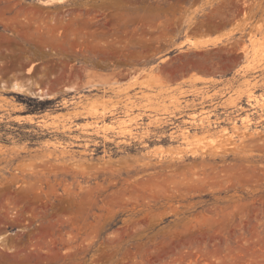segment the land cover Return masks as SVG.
I'll list each match as a JSON object with an SVG mask.
<instances>
[{"label": "rangeland", "instance_id": "obj_1", "mask_svg": "<svg viewBox=\"0 0 264 264\" xmlns=\"http://www.w3.org/2000/svg\"><path fill=\"white\" fill-rule=\"evenodd\" d=\"M250 94L264 0H0V264H264Z\"/></svg>", "mask_w": 264, "mask_h": 264}, {"label": "bare ground", "instance_id": "obj_2", "mask_svg": "<svg viewBox=\"0 0 264 264\" xmlns=\"http://www.w3.org/2000/svg\"><path fill=\"white\" fill-rule=\"evenodd\" d=\"M28 24L27 23H24V24H21L19 27L15 26V25H12V27L16 30V35H21L23 32H26V28H27ZM213 39V38H212ZM219 39V38H218ZM210 41V40H209ZM208 40L207 41H202L201 43H193L194 46H199V45H206L208 43H213V42H217V40H211V42H209ZM192 42V41H191ZM31 81L29 80V82L27 84H22L20 83L19 81H14L11 85V89L17 91V92H21V93H29V94H32V95H35L36 93L40 92L41 89H38L36 91H32L30 88H29V83ZM249 96V100H251V104L253 105L254 103H258L260 104L261 107H264V94H260V95H253V94H250L248 95ZM129 114V113H128ZM128 114H124V117L123 118H120L118 119V121L116 122V127L118 132H120L122 135H126V134H131L133 133V123H132V118L129 117ZM28 117L30 116L29 114L27 115ZM243 122L245 123L244 124V128H247L249 122H250V119L248 118V115H246L245 117H243ZM203 122V119L202 118H199L197 123H201ZM203 124V123H201ZM223 133L227 134V135H232L233 133H230L229 131H227L226 129H222ZM182 135L184 136V139L185 140H188L187 138V133L186 132H183ZM187 138V139H186ZM188 143V142H187ZM192 153H195V151H192ZM3 240V239H2ZM0 243H1V237H0ZM0 247H3L2 244H0ZM0 255H3L2 253Z\"/></svg>", "mask_w": 264, "mask_h": 264}]
</instances>
